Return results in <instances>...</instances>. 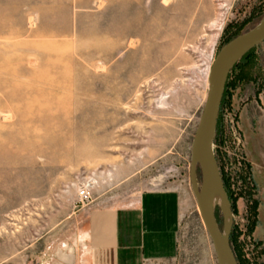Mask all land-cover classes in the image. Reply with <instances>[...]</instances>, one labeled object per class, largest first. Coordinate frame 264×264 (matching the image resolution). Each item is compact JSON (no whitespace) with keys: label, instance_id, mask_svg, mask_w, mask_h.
Here are the masks:
<instances>
[{"label":"rangeland","instance_id":"374dc122","mask_svg":"<svg viewBox=\"0 0 264 264\" xmlns=\"http://www.w3.org/2000/svg\"><path fill=\"white\" fill-rule=\"evenodd\" d=\"M263 15L264 0H0V264H81L89 213L152 189L186 210L154 264H217L190 179L205 69ZM213 149L230 244L264 264V42L231 69Z\"/></svg>","mask_w":264,"mask_h":264},{"label":"crops","instance_id":"0c3cea01","mask_svg":"<svg viewBox=\"0 0 264 264\" xmlns=\"http://www.w3.org/2000/svg\"><path fill=\"white\" fill-rule=\"evenodd\" d=\"M185 212L175 189L147 190L124 207L93 210L79 234L86 250L81 264H154L173 258Z\"/></svg>","mask_w":264,"mask_h":264},{"label":"water","instance_id":"95a60500","mask_svg":"<svg viewBox=\"0 0 264 264\" xmlns=\"http://www.w3.org/2000/svg\"><path fill=\"white\" fill-rule=\"evenodd\" d=\"M264 42V15L257 25L228 42L218 51L209 72L207 99L191 147L190 179L200 216L211 238L217 264H239L230 244L229 235L220 227L216 209L208 196L215 181L219 179L214 140L225 88L232 67L244 55ZM202 162H199V160ZM198 165L201 168V184L198 180Z\"/></svg>","mask_w":264,"mask_h":264},{"label":"bare ground","instance_id":"6f19581e","mask_svg":"<svg viewBox=\"0 0 264 264\" xmlns=\"http://www.w3.org/2000/svg\"><path fill=\"white\" fill-rule=\"evenodd\" d=\"M226 5L224 3L221 4V7H225ZM226 9V8H225ZM223 19V18H222ZM219 23H214L215 27L213 30H220L222 28V23L221 20H219ZM214 36L217 37V34H214ZM208 58H210V67L207 66V68L205 69L206 72V77L209 80V72L211 69V65L212 62L214 60V58L212 57V54L209 53ZM199 162H202V160L200 159ZM208 199L211 203V205L216 209V206H218V208H220L223 212V216H224V223H223V232L224 235H228V233L230 232L231 226H232V222H233V212L231 209V204L230 201L228 199L227 193L225 192L223 185L221 183V181L219 179H217L213 185V187L211 188L210 192H209V196Z\"/></svg>","mask_w":264,"mask_h":264},{"label":"built area","instance_id":"2783aa9c","mask_svg":"<svg viewBox=\"0 0 264 264\" xmlns=\"http://www.w3.org/2000/svg\"><path fill=\"white\" fill-rule=\"evenodd\" d=\"M91 200V191L88 187L83 186L79 190V202L84 204V203H89Z\"/></svg>","mask_w":264,"mask_h":264},{"label":"trees","instance_id":"16d2710c","mask_svg":"<svg viewBox=\"0 0 264 264\" xmlns=\"http://www.w3.org/2000/svg\"><path fill=\"white\" fill-rule=\"evenodd\" d=\"M250 52V51H249ZM248 54V53H247ZM237 64V63H236ZM235 64V65H236ZM228 182V181H227ZM227 182L226 183H224L223 185V188H224V190L228 193V199H229V201H231V205H232V210L235 212V207H236V200L233 198V195H232V192H231V190H230V188H229V186H227L226 184H227ZM228 190V191H227ZM230 191V192H229ZM256 206H257V203H254V210H255V213H256ZM253 225H255V223L253 224Z\"/></svg>","mask_w":264,"mask_h":264},{"label":"flooded vegetation","instance_id":"af4514ba","mask_svg":"<svg viewBox=\"0 0 264 264\" xmlns=\"http://www.w3.org/2000/svg\"><path fill=\"white\" fill-rule=\"evenodd\" d=\"M80 239H81V238H80ZM64 246H67V244H66V245H64ZM54 264H57V263L55 262Z\"/></svg>","mask_w":264,"mask_h":264}]
</instances>
